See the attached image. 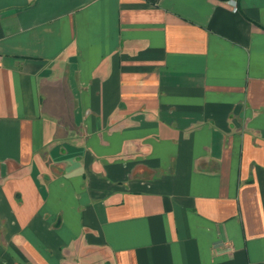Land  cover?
<instances>
[{"label":"crops","instance_id":"0c3cea01","mask_svg":"<svg viewBox=\"0 0 264 264\" xmlns=\"http://www.w3.org/2000/svg\"><path fill=\"white\" fill-rule=\"evenodd\" d=\"M0 264H264V0H0Z\"/></svg>","mask_w":264,"mask_h":264}]
</instances>
